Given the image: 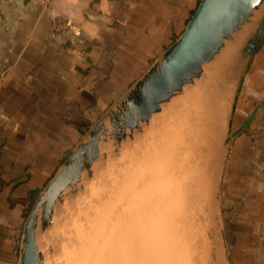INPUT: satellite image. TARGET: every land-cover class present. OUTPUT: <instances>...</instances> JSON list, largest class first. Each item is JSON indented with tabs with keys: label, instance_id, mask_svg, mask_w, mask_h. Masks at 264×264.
<instances>
[{
	"label": "crops",
	"instance_id": "obj_1",
	"mask_svg": "<svg viewBox=\"0 0 264 264\" xmlns=\"http://www.w3.org/2000/svg\"><path fill=\"white\" fill-rule=\"evenodd\" d=\"M199 2L0 0V264H19L31 197L173 44ZM239 81L222 173L224 237L233 264H264V36Z\"/></svg>",
	"mask_w": 264,
	"mask_h": 264
},
{
	"label": "rangeland",
	"instance_id": "obj_2",
	"mask_svg": "<svg viewBox=\"0 0 264 264\" xmlns=\"http://www.w3.org/2000/svg\"><path fill=\"white\" fill-rule=\"evenodd\" d=\"M253 20L239 33L237 46L228 43L201 78L133 139L102 148L91 173L66 191L53 226L39 235L43 264H233L221 185L227 140L234 135L239 73L248 65L242 51L264 21V6ZM234 47H239L236 58L242 57L236 69L228 57ZM215 102L227 108L221 122L212 116Z\"/></svg>",
	"mask_w": 264,
	"mask_h": 264
},
{
	"label": "water",
	"instance_id": "obj_3",
	"mask_svg": "<svg viewBox=\"0 0 264 264\" xmlns=\"http://www.w3.org/2000/svg\"><path fill=\"white\" fill-rule=\"evenodd\" d=\"M263 6L264 0L200 1L179 37L87 131L39 194L25 221L19 264H43L39 235L53 226L56 208L64 202L66 191L77 187L84 173H91L103 155L102 148L109 143L119 146L141 132L164 105L201 78L205 67L221 57L228 43L237 42L239 33ZM263 36L264 21H260L243 48L245 61L251 60Z\"/></svg>",
	"mask_w": 264,
	"mask_h": 264
},
{
	"label": "bare ground",
	"instance_id": "obj_4",
	"mask_svg": "<svg viewBox=\"0 0 264 264\" xmlns=\"http://www.w3.org/2000/svg\"><path fill=\"white\" fill-rule=\"evenodd\" d=\"M239 41H241V38H239V39L237 40L236 45L238 44ZM228 57L231 58V59H233L234 62H235V64H236V66H237V64H238L239 62H238V59L235 58V56L233 55V52H232V54L228 55ZM229 69H231V68H229ZM235 69H236V67H235ZM235 69H232L233 72L235 71ZM232 70H231V71H232ZM214 84H215V83H214ZM208 85H209V84H208ZM208 85H207V86H208ZM202 86H203V85H202ZM205 86H206V85H205ZM209 87H210V86H209ZM211 88H212V87H211ZM203 89H204V87H203ZM212 90H213V89H212ZM206 92H207V91H206ZM212 92H213V91H212ZM216 92H218V91H216ZM201 94H202V93H201ZM207 94H208V92H207ZM220 94H221V93L218 92L216 95H219L218 97H221V98H223L224 95H225V98H227L225 93H224L223 96H220ZM203 96L205 97V92H204V95H203ZM208 96H209V95H208ZM213 96L215 97V93H214V92H213L212 97H213ZM206 97H207V96H206ZM206 97H205L204 99H206ZM200 98H201V97H200ZM215 98H216V97H215ZM221 98H220V99L218 98V99L221 100ZM202 99H203V98H202ZM212 99H213V98H212ZM212 99H211V100H212ZM213 100H214V99H213ZM213 100H212V101H213ZM216 100H217V99H216ZM219 100H218V101H219ZM222 100H223V99H222ZM225 100H226V102H227V99H225ZM225 100H223V102H224ZM203 101H204V100H203ZM229 101H230V100H229ZM207 103H209V102H207ZM215 103H216V104L211 103V104H214V105H212L213 107L216 106L217 103L219 104L220 102H215ZM223 104H224V103H223ZM210 106H211V105H210ZM210 106H208V107H210ZM220 106H221V104H220ZM204 109H205V108H204ZM211 109H213L212 112L214 111V112H213L214 114L212 115V113H210V112L208 111V112L210 113V115L214 116V117H213L214 120L216 119V116H217V120L219 119L218 121H220V122L222 121L224 115L227 114V113H225V112H226V109H227L225 105H222L220 108H219V106H216V108H215V107H214V108L211 107ZM211 109H210V110H211ZM204 111H205V110H204ZM227 111H228V110H227ZM209 113H208V114H209ZM204 116H206V115H204ZM207 116H208V115H207ZM212 116H209V117L212 118ZM226 116H227V115H226ZM209 117H208V118H209ZM210 118H209V119H210ZM224 118H225V117H224ZM202 119H203V118H202ZM209 119H208L207 122H206V123H207V126H208V121H209ZM205 120H206V119H205ZM203 121H204V120H203ZM223 122H224V121H223ZM223 122H222V125H223ZM222 125H221V126H222ZM201 126H202V125H201ZM201 130H202V129H201ZM207 134H208V136L205 134V135H206L205 137H207L206 141L209 142L210 139H212V138H211V136H209V133H207ZM214 137H217V136H214ZM218 138H219V136H218ZM214 142H215V141H214ZM205 144H206V143H205ZM205 146H206V145H205ZM202 147H203V146H202ZM207 155H208V154H207ZM209 155H210V154H209ZM212 160H214V158H212L211 161H212ZM209 161H210V159H209ZM212 163H213V162H212ZM139 225H141V224H139ZM212 229H213V228H212ZM149 237H150V236H149ZM149 237H148V238H149ZM143 239L145 240V238H143Z\"/></svg>",
	"mask_w": 264,
	"mask_h": 264
},
{
	"label": "trees",
	"instance_id": "obj_5",
	"mask_svg": "<svg viewBox=\"0 0 264 264\" xmlns=\"http://www.w3.org/2000/svg\"><path fill=\"white\" fill-rule=\"evenodd\" d=\"M84 127H86V126L84 125ZM36 198H37V195H34L33 197H31V199H30V201H29V205H28V209H27V211L30 210V208L32 207V205H33V203L35 202Z\"/></svg>",
	"mask_w": 264,
	"mask_h": 264
},
{
	"label": "built area",
	"instance_id": "obj_6",
	"mask_svg": "<svg viewBox=\"0 0 264 264\" xmlns=\"http://www.w3.org/2000/svg\"><path fill=\"white\" fill-rule=\"evenodd\" d=\"M46 2H47V3H50V2H51V0H46Z\"/></svg>",
	"mask_w": 264,
	"mask_h": 264
}]
</instances>
